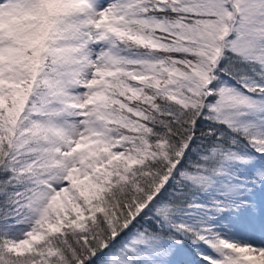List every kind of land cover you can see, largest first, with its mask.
<instances>
[{"label":"snow or ice","instance_id":"obj_1","mask_svg":"<svg viewBox=\"0 0 264 264\" xmlns=\"http://www.w3.org/2000/svg\"><path fill=\"white\" fill-rule=\"evenodd\" d=\"M0 264H264V0H0Z\"/></svg>","mask_w":264,"mask_h":264}]
</instances>
